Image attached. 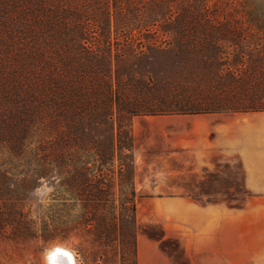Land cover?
<instances>
[{
    "label": "trees",
    "instance_id": "16d2710c",
    "mask_svg": "<svg viewBox=\"0 0 264 264\" xmlns=\"http://www.w3.org/2000/svg\"><path fill=\"white\" fill-rule=\"evenodd\" d=\"M157 57L193 87L150 93L131 63ZM247 112H264V0H0V224L25 232L27 193L51 181L77 214L50 204L46 229L120 240L137 264L133 118Z\"/></svg>",
    "mask_w": 264,
    "mask_h": 264
},
{
    "label": "rangeland",
    "instance_id": "374dc122",
    "mask_svg": "<svg viewBox=\"0 0 264 264\" xmlns=\"http://www.w3.org/2000/svg\"><path fill=\"white\" fill-rule=\"evenodd\" d=\"M131 66L143 73L150 71V76L141 74L139 78H144L151 87L153 83L156 85L150 91L152 94L165 93L167 88L177 94L181 89L193 87L194 75L189 74V67L181 63L157 57L152 62L138 63L137 66L131 63ZM174 116H136L132 120L133 133L138 141L134 150L137 264H189L184 256L183 228L175 224L183 216L179 215L180 210L168 205L171 198L225 202L248 199L239 171H234L233 177H225L223 191L210 173L204 172L203 178L199 173L192 177L188 173L184 179V175L172 172L173 163L167 156L171 152L167 146V134L159 131L167 128ZM10 166V157L5 153L0 155V170ZM191 187L193 192H189ZM53 190L52 182L46 181L27 193L24 211H30L35 223H30L25 232L21 233L24 228L15 224H0V264H49L47 255L57 246L73 254L74 264H134L132 256L123 257L120 240H117L115 249L104 250L102 246H92L90 238L79 231L49 224L46 229L44 222L47 219L43 216L50 204H59L56 208L64 219L72 220L77 214L71 202H54ZM115 213L118 215V208Z\"/></svg>",
    "mask_w": 264,
    "mask_h": 264
},
{
    "label": "crops",
    "instance_id": "0c3cea01",
    "mask_svg": "<svg viewBox=\"0 0 264 264\" xmlns=\"http://www.w3.org/2000/svg\"><path fill=\"white\" fill-rule=\"evenodd\" d=\"M162 130L174 174L210 173L223 191L225 177L239 171L248 194L242 202L168 201L183 216L175 224L188 263L264 264V112L175 115ZM134 140L137 149L136 133Z\"/></svg>",
    "mask_w": 264,
    "mask_h": 264
},
{
    "label": "bare ground",
    "instance_id": "6f19581e",
    "mask_svg": "<svg viewBox=\"0 0 264 264\" xmlns=\"http://www.w3.org/2000/svg\"><path fill=\"white\" fill-rule=\"evenodd\" d=\"M47 259L49 264H74L73 254L69 250L58 246L49 251Z\"/></svg>",
    "mask_w": 264,
    "mask_h": 264
}]
</instances>
